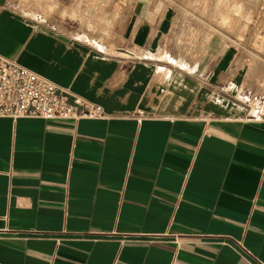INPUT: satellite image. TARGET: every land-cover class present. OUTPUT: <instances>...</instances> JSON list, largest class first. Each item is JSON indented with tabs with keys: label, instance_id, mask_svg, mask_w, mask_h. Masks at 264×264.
I'll use <instances>...</instances> for the list:
<instances>
[{
	"label": "crops",
	"instance_id": "0c3cea01",
	"mask_svg": "<svg viewBox=\"0 0 264 264\" xmlns=\"http://www.w3.org/2000/svg\"><path fill=\"white\" fill-rule=\"evenodd\" d=\"M36 6L0 0V54L106 116L0 117V264H264V120L222 58L103 50Z\"/></svg>",
	"mask_w": 264,
	"mask_h": 264
},
{
	"label": "rangeland",
	"instance_id": "374dc122",
	"mask_svg": "<svg viewBox=\"0 0 264 264\" xmlns=\"http://www.w3.org/2000/svg\"><path fill=\"white\" fill-rule=\"evenodd\" d=\"M32 1L41 19L103 50L141 51L196 72L222 58L211 69L222 87L250 118L264 120V0ZM141 4L147 11L139 12Z\"/></svg>",
	"mask_w": 264,
	"mask_h": 264
},
{
	"label": "built area",
	"instance_id": "2783aa9c",
	"mask_svg": "<svg viewBox=\"0 0 264 264\" xmlns=\"http://www.w3.org/2000/svg\"><path fill=\"white\" fill-rule=\"evenodd\" d=\"M105 111L47 77L0 54V117L102 118Z\"/></svg>",
	"mask_w": 264,
	"mask_h": 264
}]
</instances>
